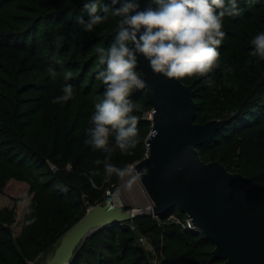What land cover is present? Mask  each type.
<instances>
[{
  "label": "trees",
  "instance_id": "1",
  "mask_svg": "<svg viewBox=\"0 0 264 264\" xmlns=\"http://www.w3.org/2000/svg\"><path fill=\"white\" fill-rule=\"evenodd\" d=\"M85 2L0 0V50L14 54L17 50L26 51L33 62L30 72L21 79L22 82L33 80V83L19 86L16 74L7 69L0 71L3 76L0 82V96L3 97L0 170L4 168V180L12 176L13 169L20 170L21 174L14 176L25 180L32 193V211L24 217L22 231L17 237H13L10 230L15 221L13 209L0 208V264H27L29 259L56 244L86 210L83 201L74 198L72 192H78L82 182H86L87 189L90 182L99 186L105 176L104 165L95 161L104 160L106 154L93 150L85 140L95 105L103 98L95 96L100 93L99 89L103 92L105 88L102 81L97 89L92 87L97 72L104 68L99 64L96 48L111 45L114 37L110 33L118 26L119 17L109 16L91 32H86L78 23V18L88 19ZM103 4L111 6L101 0V6ZM238 4L241 14L223 20L222 30L226 36L218 49L220 68L209 74L215 81L214 86L209 87L205 83L208 77L201 76L186 77L181 82L191 85L194 91V122L226 119L208 142L197 147L200 159L204 162L216 159L228 171L244 175L247 186L262 192L264 60L250 55L253 47L250 41L264 32V0H255V3L238 0ZM45 23L48 26L40 31L39 27ZM74 52H81V55ZM226 67L232 71L226 72ZM52 68L56 72L64 68L76 69L71 72V79H64L63 83H70L74 92L83 97L78 108L73 109L72 99L67 103L52 102L54 97L63 94L60 80L49 81ZM23 94L27 96L22 97ZM129 99L141 106L134 113L139 117L137 126L148 124L140 116L151 108L145 90H134ZM146 130L141 133L143 138ZM137 140L131 154L117 149L109 162L121 167L131 160L142 144V139ZM114 143V137H110V145ZM207 148H213L212 155L205 154ZM235 157L237 160L233 159ZM99 198V193H94L88 202ZM171 213L180 219L186 216L178 208ZM148 217L145 214L133 220ZM33 218L34 223H26ZM162 218L168 220L165 214ZM137 225L142 234H161L163 246L158 244V236L152 239L154 248L164 251L160 264L222 263V259L212 257L214 244L201 232L182 228L176 222L162 229H157L152 221L145 223V227L143 223ZM138 237L127 222L100 227L84 238L70 264H140L147 253L137 242ZM115 250L118 253L114 257ZM128 250L132 252L130 257H127Z\"/></svg>",
  "mask_w": 264,
  "mask_h": 264
},
{
  "label": "water",
  "instance_id": "2",
  "mask_svg": "<svg viewBox=\"0 0 264 264\" xmlns=\"http://www.w3.org/2000/svg\"><path fill=\"white\" fill-rule=\"evenodd\" d=\"M146 3L140 0L141 8ZM117 28L110 36L115 37ZM137 70L145 80L138 91L145 90L151 104L152 126L146 139L148 155L135 170L152 213L159 216L178 208L214 244L212 257L222 259L221 264H264V192L246 187L245 177L220 162L202 161L197 152L226 119L194 122L191 85L154 73L139 54ZM134 216L105 196L104 203L94 205L60 236L45 264H70L88 234Z\"/></svg>",
  "mask_w": 264,
  "mask_h": 264
},
{
  "label": "clouds",
  "instance_id": "3",
  "mask_svg": "<svg viewBox=\"0 0 264 264\" xmlns=\"http://www.w3.org/2000/svg\"><path fill=\"white\" fill-rule=\"evenodd\" d=\"M84 8L88 19L78 18V23L86 32H91L109 16L119 17L111 45L96 48L99 64L104 65L96 78L105 88L103 98L90 117L91 127L87 129L85 144L106 154L104 160L95 161L104 165L105 175L130 176L135 180L139 173L132 175V168L121 169L109 161L117 149L131 154L138 143L139 117L133 113L141 106L129 99L134 90L145 87V80L137 70L138 54L148 61L156 74L176 80L208 77L205 83L212 87L215 81L209 74L220 68L218 49L226 36L222 30L223 20L239 16L241 9L238 0H147L143 8L140 0H111V6H101V0H86ZM250 43L253 46L250 55L264 60V32L257 34ZM225 71L232 69L226 67ZM50 75L55 79L57 73L50 69ZM71 75L69 72L64 79H71ZM62 93L52 102L67 103L73 98V86L66 83ZM110 137L115 140L112 145ZM24 203L30 202L25 199ZM31 211L28 207V212ZM34 222L35 218L26 221L27 224Z\"/></svg>",
  "mask_w": 264,
  "mask_h": 264
},
{
  "label": "rangeland",
  "instance_id": "4",
  "mask_svg": "<svg viewBox=\"0 0 264 264\" xmlns=\"http://www.w3.org/2000/svg\"><path fill=\"white\" fill-rule=\"evenodd\" d=\"M65 19H63L61 22H64ZM46 26H48L47 23L42 24L39 27L40 31H43ZM80 31H81V29L78 30L77 35L80 33ZM17 49H19V48H17ZM74 54L75 55H81V52H79V53L74 52ZM32 66H33V62L28 58L26 51L17 50V53L14 54V53L9 52L7 50H5V51L0 50V71L7 69L8 71L16 74V76H17L16 79H18L16 81H17L19 86L23 85V83H25V84L26 83H33L32 82L33 80H27V82H22V80H21L24 77L25 73L30 72V69H32ZM51 70H54V68H52ZM75 70L76 69L71 70V68L59 69V70H57V72L54 70L57 73V78L53 79L51 77L49 79V81H52V83H53L54 80L58 79V80H60L59 81L60 85L64 86L65 84L63 83V81H64L63 76L69 72L73 73ZM1 77H3V76H2V73L0 72V82H1ZM100 81L101 80H98L97 78L95 79L93 86H92L93 89H97L100 86ZM36 83H37V85H39V82H36ZM43 83H45V82H43ZM98 91L100 93L98 94V96H95V97H98V98L103 97V94H102L103 92H101L100 89ZM2 93L8 94L5 91H3ZM37 93L39 94L40 92H37ZM142 95H144V94H142ZM25 96H27V95L26 94L22 95V97H25ZM2 101H3V97L0 96V111H2V108H3ZM72 101L74 102L73 109L78 108L80 105V102L83 101V97L80 94H77L74 92ZM135 112H137V111H134V113ZM140 116H141V119H144L145 121L148 122V124H146V125L137 126V129H138L137 138H139V140L142 139V144L139 145L140 150L135 156L132 157L131 160L124 163L121 167L116 166L118 168H121V169L128 168L129 164H133L136 161H139L143 156V152H144V148H145V140L149 134V131L151 129V124H152L151 108L141 112ZM146 128H147V130H146ZM145 130H146V133L144 134V138H143V136H141V133ZM253 135L254 134H252V136ZM143 145H144V148H143ZM212 152H213V148H207L205 150V154H211ZM250 155H252V154H250ZM233 159L237 160V157H235ZM209 161H217V160L216 159H208L207 162H209ZM51 167L53 168V165H51ZM229 172H232V171H229ZM232 173H236L238 175L245 177L244 175L237 173V172H232ZM17 174H21V171L17 170V169H13L12 170V176L10 178L8 177L7 179L4 180V178H5L4 168H1V170H0V183L4 180L2 189L0 191V208L7 207L10 209H13V211L15 213V221L12 225H10V230H11L13 237H17L21 233L22 225H23V219L26 216V214L28 213V207H30V203L28 205H26L24 203V201H25V199H27L29 202H31V198H32V193L29 192L28 183L25 180H22L21 178L14 176ZM85 185H87L86 182H82V184L78 185V192H76V191L72 192L74 195V198L82 200L83 203L86 205L85 212L90 210V208H92L94 205L104 203L105 196H109L110 201H115L116 203H120V206L127 209V210L138 208L137 211L135 212L134 218L140 217L142 215H145V213H147L146 212L147 211L146 206H147L148 197L146 196L145 192L142 190V186L140 184L139 179L132 180L130 176H125L123 178H120V177L116 176L115 174H113L112 176L105 175L104 178H102L101 184L99 186H95L93 182H90L88 189H87ZM246 187H250V186L246 185ZM255 190H257V189H255ZM117 192L119 193L118 196L116 195ZM259 192H261V191H259ZM262 192H264V191H262ZM94 193H99L100 198L93 200L92 203H89L88 199L90 200ZM170 213H171V211L164 213L165 215H167L168 220H166L165 218L164 219L162 218L163 214L159 215L157 217L153 216L151 214H146L149 217L145 220L135 219L136 220L135 221V220H133V218L130 220L131 224L133 225V228H131V229L134 230V232L136 233L137 236H139V237L141 236L143 238V240L140 241L139 237H138L137 242L139 243L140 246L143 247L144 251L147 253V258L144 261L140 262V264H160V260L164 256V251H162L161 249L157 250L156 248H154V246L152 244L153 243L152 239H153V237L158 236V240H157L158 244L160 246H163L165 243L162 242L161 239H163V238H162L161 234H159V233L152 234V233L148 232L147 234H142L141 230L138 228L139 226L137 224L143 223V226H144L145 223H149L152 221L155 223V227H157V229H162L165 227L168 228V227H171V225H169V223L175 222L174 216H173V215H175V213H173L172 216L170 215ZM168 217H170V218H168ZM165 222H167V223H165ZM55 245L56 244L51 245L44 252L39 253L36 257H34L31 260L29 259L27 261V264H45V262L51 256ZM117 253L118 252L116 250L113 251L114 257ZM131 253L132 252L130 250H128L127 251V257H130L132 255Z\"/></svg>",
  "mask_w": 264,
  "mask_h": 264
},
{
  "label": "built area",
  "instance_id": "5",
  "mask_svg": "<svg viewBox=\"0 0 264 264\" xmlns=\"http://www.w3.org/2000/svg\"><path fill=\"white\" fill-rule=\"evenodd\" d=\"M151 126H152V124H151ZM149 133H150V131H149ZM148 137V136H147ZM147 137H146V139H147ZM148 155V144H147V142H146V140H145V148H144V152H143V156H142V158L141 159H143L144 157H146ZM140 159V160H141ZM138 161H136L135 163H133V164H129L128 165V168L130 167V168H132L133 169V173H132V175H136L137 174V172H136V170H135V164L137 163ZM139 179V178H138ZM141 184V183H140ZM142 186V185H141ZM142 190L144 191V189H143V187H142ZM145 192V191H144ZM146 194V193H145ZM147 196V195H146ZM148 197V196H147ZM110 203H111V205H114V206H120V203H116L115 201H110ZM133 210H136L137 211V209H130V210H128L129 211V213L131 214V215H135V212L136 211H133ZM146 212L147 213H145V214H151V215H153V216H156L157 217V215H154L152 212V205H151V203H150V201H149V198H148V200H147V206H146ZM171 216L173 215V213H171L170 214ZM174 216V221L176 222V223H178V224H180V226L182 227V228H187V229H190V230H193V231H196V232H200V230L197 228V227H195L194 225H193V223H192V219L191 218H189V217H187V216H185L184 217V219H180V218H178L176 215H173ZM168 218H170V217H168ZM127 223H129V227L130 228H133V225L131 224V221H128ZM139 240L140 241H142L143 240V238L140 236L139 237Z\"/></svg>",
  "mask_w": 264,
  "mask_h": 264
},
{
  "label": "bare ground",
  "instance_id": "6",
  "mask_svg": "<svg viewBox=\"0 0 264 264\" xmlns=\"http://www.w3.org/2000/svg\"><path fill=\"white\" fill-rule=\"evenodd\" d=\"M138 209V208H137ZM133 211H136V210H133Z\"/></svg>",
  "mask_w": 264,
  "mask_h": 264
}]
</instances>
